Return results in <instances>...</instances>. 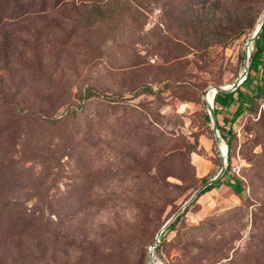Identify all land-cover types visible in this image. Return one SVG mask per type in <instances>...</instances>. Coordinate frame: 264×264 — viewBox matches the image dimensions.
<instances>
[{
  "label": "rangeland",
  "instance_id": "1",
  "mask_svg": "<svg viewBox=\"0 0 264 264\" xmlns=\"http://www.w3.org/2000/svg\"><path fill=\"white\" fill-rule=\"evenodd\" d=\"M242 4L217 34L204 22L224 0H0V264L54 238L69 245L45 264H150L162 224L222 164L207 90L254 50L264 0ZM240 80L251 101L222 181L242 191L198 193L161 231L157 264H264V90L258 72Z\"/></svg>",
  "mask_w": 264,
  "mask_h": 264
},
{
  "label": "trees",
  "instance_id": "2",
  "mask_svg": "<svg viewBox=\"0 0 264 264\" xmlns=\"http://www.w3.org/2000/svg\"><path fill=\"white\" fill-rule=\"evenodd\" d=\"M229 1V2H228ZM224 0V8L226 9V11H223L224 13L226 12L227 15H225L223 18H221V16H214L212 20H208L205 19L204 23H207L205 26H210L212 28V30L214 32H216L217 34H221L223 30H225L228 26L227 24V17L232 16V13H236L235 10V6L238 7L242 4V1L244 0ZM246 2V1H245ZM193 6L195 5H199V3H195L192 2ZM247 3V2H246ZM218 4V3H217ZM218 6H220L218 4ZM221 7V6H220ZM239 9L241 10V6L239 7ZM221 12V11H220ZM220 12L218 11V15H220ZM226 21V22H225ZM209 22V23H208ZM226 23L224 25H222V23ZM222 27H226L225 29H222ZM228 30V29H227ZM263 35H264V25L262 26L258 36L256 38H254L252 44L254 47V50H251L249 53V59H248V64H247V72L248 71H252V72H257L258 67H261L262 70H264V58L263 57V51H264V44H263ZM247 75H245L246 77ZM91 90V89H90ZM251 101V98L246 99L245 96L243 95V92L238 88V86L231 91H216L213 95L212 98V112H213V116H214V120L216 123V128L218 130V134L220 139H222V141L225 143L226 145V160L228 161L229 159V150L232 147V139L234 138L233 133L231 132V122L234 121L236 119V117L242 112L243 108H245V105L247 104V102ZM234 103L233 109L230 112V118L229 121L226 122L224 119L223 122L227 123L228 126H219L216 120V115L218 114V112L223 109V110H228L229 111V107L231 104ZM77 109L73 110H68V114L69 116L74 117V115L76 114ZM207 120L208 117L206 116ZM61 119V116L59 118H52L50 120L51 121H59ZM226 170H224V172L222 173V175L220 177H218L217 179L213 180L212 182H210L209 184H207L199 193H202L204 191L209 190L210 188L214 187V186H218L221 183H224L225 185L229 186L235 193H241L242 188L240 186V183L238 182V180L234 179L232 181L230 180H225L222 181V177L225 175ZM57 221H54V224L51 223L52 229L56 231L57 229ZM172 226V223H169L166 225L165 229L168 230L170 229V227ZM58 232V231H57ZM161 235H160V239H161ZM58 239H60V237H57ZM45 242V248L42 249L41 254H40V258L39 259H29L28 263L29 264H39V263H49V262H54L52 258H45L42 254V252L44 251L45 254L48 252V250L51 251V249L54 247V251L58 252V247H68V243L65 242V240H56V238H54V240H47L44 239ZM70 243V242H69ZM26 262L20 261L17 264H24Z\"/></svg>",
  "mask_w": 264,
  "mask_h": 264
},
{
  "label": "water",
  "instance_id": "3",
  "mask_svg": "<svg viewBox=\"0 0 264 264\" xmlns=\"http://www.w3.org/2000/svg\"><path fill=\"white\" fill-rule=\"evenodd\" d=\"M264 25V18L258 23V25L255 27L254 31L252 32V34L250 35V38L247 40V45L251 43V41L254 40V38H256L262 28V26ZM249 49L246 48V51H245V54H244V69L246 70L247 69V64H248V59H249ZM245 70H244V73H245ZM244 73L241 74L240 78H242L244 76ZM240 78H237L232 84L230 85H227V86H215V87H212V88H209L207 90L208 91H212V95H211V98H213V95L216 91H231V90H234L238 84L241 82ZM206 92V93H207ZM206 104V103H205ZM206 110H207V117L211 123V130L214 134V136L221 142L222 139H220L219 137V134H218V130L216 128V123H215V120H214V116H213V112H212V106H211V102L209 103V105L206 104ZM223 147H224V151L222 152V149L220 150V153H221V156H222V164L219 168V170L207 181H205L201 186H199L198 189H196L190 196L189 198L181 205V207L176 210L171 217H169L161 226L160 230L156 233V236H155V243L158 242V238L160 236V233L161 231L166 227V225L180 212V210H182L185 205H187L191 200H193V198L195 196H197V194L207 185L209 184L210 182H212L213 180L217 179L218 177H220L224 171V167H225V152H226V145L225 143L223 142L222 143ZM155 243L153 245H151L149 248H148V251H147V261L150 263V264H157L156 261L154 260L153 256H152V247L155 245Z\"/></svg>",
  "mask_w": 264,
  "mask_h": 264
},
{
  "label": "built area",
  "instance_id": "4",
  "mask_svg": "<svg viewBox=\"0 0 264 264\" xmlns=\"http://www.w3.org/2000/svg\"><path fill=\"white\" fill-rule=\"evenodd\" d=\"M263 57H264V53H263ZM257 72H258V76H259V80H260L259 86H260L261 89L264 90V70H262L261 67H258ZM211 106H212V102H211ZM260 108L263 109V105L262 104H260L259 109Z\"/></svg>",
  "mask_w": 264,
  "mask_h": 264
},
{
  "label": "bare ground",
  "instance_id": "5",
  "mask_svg": "<svg viewBox=\"0 0 264 264\" xmlns=\"http://www.w3.org/2000/svg\"><path fill=\"white\" fill-rule=\"evenodd\" d=\"M208 95H209V94H208ZM211 95H212V93H210V96H209V103L212 102Z\"/></svg>",
  "mask_w": 264,
  "mask_h": 264
}]
</instances>
